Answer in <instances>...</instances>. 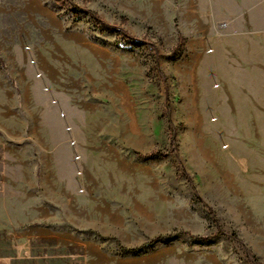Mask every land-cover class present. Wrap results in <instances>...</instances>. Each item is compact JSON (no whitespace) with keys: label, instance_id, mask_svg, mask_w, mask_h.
<instances>
[{"label":"rangeland","instance_id":"obj_1","mask_svg":"<svg viewBox=\"0 0 264 264\" xmlns=\"http://www.w3.org/2000/svg\"><path fill=\"white\" fill-rule=\"evenodd\" d=\"M258 8L0 0V264H264V119L224 64Z\"/></svg>","mask_w":264,"mask_h":264},{"label":"crops","instance_id":"obj_2","mask_svg":"<svg viewBox=\"0 0 264 264\" xmlns=\"http://www.w3.org/2000/svg\"><path fill=\"white\" fill-rule=\"evenodd\" d=\"M229 25L230 28L225 30V35H236L240 40L262 41L264 40V8L254 11L250 20H230ZM224 56L226 58L224 64L229 57L233 59L229 67H234L235 79L238 80L241 76L244 80L241 85L244 92L241 96L244 94L247 104L256 106L253 111H256V121L259 124V116L264 119V108L259 107L264 106V47L248 49L241 44L234 50H228Z\"/></svg>","mask_w":264,"mask_h":264},{"label":"trees","instance_id":"obj_3","mask_svg":"<svg viewBox=\"0 0 264 264\" xmlns=\"http://www.w3.org/2000/svg\"><path fill=\"white\" fill-rule=\"evenodd\" d=\"M104 25H105V27L107 28L108 26H106V25H109V24L104 23ZM183 40H184V39L181 37V39H180V45H181V43L183 42ZM159 155H161V152H159V151H152V152H150V153H148V154H145L144 157H153V156H159ZM182 234H185V232H183ZM220 234H225V232L221 231ZM163 238H165V237L159 236V237L156 238L155 240H159V239H163ZM207 239H208L207 236H202V237H200V240H202V241H205V240H207Z\"/></svg>","mask_w":264,"mask_h":264}]
</instances>
